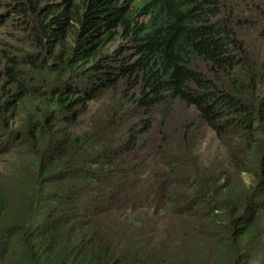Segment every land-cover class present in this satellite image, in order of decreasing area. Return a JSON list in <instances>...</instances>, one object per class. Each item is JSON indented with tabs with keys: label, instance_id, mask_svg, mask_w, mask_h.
Wrapping results in <instances>:
<instances>
[{
	"label": "trees",
	"instance_id": "1",
	"mask_svg": "<svg viewBox=\"0 0 264 264\" xmlns=\"http://www.w3.org/2000/svg\"><path fill=\"white\" fill-rule=\"evenodd\" d=\"M5 25L0 264H264V0H0Z\"/></svg>",
	"mask_w": 264,
	"mask_h": 264
},
{
	"label": "rangeland",
	"instance_id": "2",
	"mask_svg": "<svg viewBox=\"0 0 264 264\" xmlns=\"http://www.w3.org/2000/svg\"><path fill=\"white\" fill-rule=\"evenodd\" d=\"M71 13H73V12L71 11ZM18 33H19V31H15V34H18ZM242 36L246 40H248L250 43L254 42L256 45H261V38H260V36L257 35V31L255 29L249 30V32L245 31L242 34ZM0 37H1V39H9V41L12 42L14 40V34L12 33V27L9 25H5L4 27H2L0 30ZM14 43H16V41ZM1 61H2V59H0V62ZM103 102H104V99H101L99 101L91 103L89 112L83 116V120L86 123H90L91 119L94 118V113H98V114L103 113V111H104ZM174 106L179 108V109L183 107L182 104H175ZM200 138L206 139L205 142H207V143H212V141H210V139H208V137L205 138V136L203 134L200 135ZM146 187L148 188L147 185H146Z\"/></svg>",
	"mask_w": 264,
	"mask_h": 264
}]
</instances>
